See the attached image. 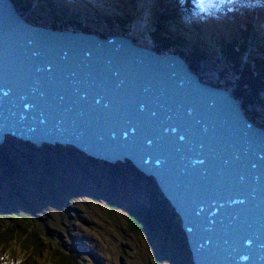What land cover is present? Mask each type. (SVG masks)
Masks as SVG:
<instances>
[{"label":"water","instance_id":"obj_1","mask_svg":"<svg viewBox=\"0 0 264 264\" xmlns=\"http://www.w3.org/2000/svg\"><path fill=\"white\" fill-rule=\"evenodd\" d=\"M25 15L0 0V144L11 136L57 146V155L72 147L113 168L132 164L177 213L192 264H264V139L243 125L239 105L199 84L192 72L206 81L201 69L187 80L171 58L98 37L102 23L112 25L106 19L90 20L87 35ZM217 172L224 177L213 184Z\"/></svg>","mask_w":264,"mask_h":264},{"label":"trees","instance_id":"obj_2","mask_svg":"<svg viewBox=\"0 0 264 264\" xmlns=\"http://www.w3.org/2000/svg\"><path fill=\"white\" fill-rule=\"evenodd\" d=\"M53 1L57 2L56 5L68 6L63 0ZM117 1L120 3L125 2L128 8H132L139 0ZM87 2L92 4L93 0H87ZM203 2L209 3L208 0ZM224 3L222 7L226 8L227 5H230L229 7L232 8L239 1L224 0ZM85 5L89 6L88 4ZM73 6L75 9L82 11L80 4L70 5L69 7ZM24 7L27 8V3ZM194 7L197 6L194 5ZM106 8L104 6L102 11H96L92 19H99L104 16L106 20L114 23V30L122 32L120 35L126 33L125 36H127L128 32L125 27L131 26L130 20H118L117 14L119 12H113L116 15L108 18V16H105L108 13ZM143 9L142 6L139 11L140 14ZM215 9L216 7L213 5L211 9L206 5H200L191 17L195 20L194 22L203 23L204 20L208 19L207 15L216 13ZM31 13L32 11L23 14H27L26 17H28ZM75 13V11L70 12L72 18L77 17ZM152 13H157L156 9L152 8ZM42 14L45 16L44 12ZM48 16H51V18L47 17L48 19H54L66 23V25L69 24L68 21H71L70 17L67 18V21L65 15L48 14ZM167 18L168 20L165 19L162 28L165 32L164 35L171 30L169 21L172 22V20L170 16H167ZM92 19L90 16L84 17L85 21ZM179 20L180 17H176L173 23L182 33H176L173 37L179 39L182 35L184 40L182 39L178 45L184 42L185 46H192L191 48L180 49L171 41L163 42V39L157 34L158 30L156 34L154 33L155 30H152L149 35L150 40L156 44L155 47L157 48H148L160 53L165 46L168 49L165 54L179 55L186 59L190 64V68L192 67L193 70L201 69L205 76H207L208 71H211L210 66L215 70L218 63L220 64L222 61V68L219 73H216L219 80L215 82L217 85L224 84L232 87L233 95L237 100L242 101V106L245 107L248 103L252 107L254 113L251 112L247 115L245 110L244 113L251 122L256 123V116L260 114L256 109H262L261 112L264 111V41L259 39V35L252 38V34H250L254 30L252 26L243 25L231 36L213 30L215 36L206 38L203 34L193 31V21H191L189 30L185 29L178 22ZM131 21L134 24L135 19ZM70 25L72 26V24ZM61 29L66 31V28ZM73 33L77 32L73 30ZM96 34L104 39L112 35V33L104 31L96 32ZM192 39L195 43L191 42ZM178 50L184 51L190 60L187 59L186 54ZM194 51L197 54L189 53ZM256 105H258V108H256ZM263 117L264 115L261 116L262 119ZM47 169L50 171L49 166ZM131 169H133L132 172L135 178H140L137 182L141 179L150 182L149 178L134 167ZM25 174L12 164L11 157L5 151V148L0 147V257H4L2 256L4 251L13 249V254L17 255L16 250H20L26 256L18 260L22 264H81L84 258L79 253L84 251L88 255H94L98 262L97 257L99 255L93 253V248L91 249L86 245L85 238L76 239L79 248L67 250L66 234L72 237V234L84 235L86 232H91V236L87 237L95 239L99 243L108 228L98 222L86 220V216L80 215L82 210L78 206H75L76 210L72 208L70 203L65 202L64 199L77 198L78 196L68 192L67 188L70 190L75 189L71 186L67 187L68 182L64 181L62 174H59V172H51L49 177L40 176V172L39 175H36L37 177L33 175L30 180L25 178ZM119 175L121 179H124V174ZM54 185L59 187V191L54 188ZM154 192H149L150 197H146L144 205H136L127 212L126 228L121 229L122 234L130 237L137 236L140 241H145L151 254V257L149 256L147 259L152 260L153 258L157 264H160L161 261H166L167 264H192L185 245L186 242L184 244L183 237L180 238V232L184 231L180 230L175 224L177 222L175 210L162 196L158 188L154 189ZM63 206L66 208L64 209ZM108 215L111 218L112 212L110 211ZM56 240L60 243L53 244ZM157 246L160 247L162 252L157 249ZM13 261H16V257H13ZM0 264L9 263L7 260L5 262V260L0 259Z\"/></svg>","mask_w":264,"mask_h":264},{"label":"rangeland","instance_id":"obj_3","mask_svg":"<svg viewBox=\"0 0 264 264\" xmlns=\"http://www.w3.org/2000/svg\"><path fill=\"white\" fill-rule=\"evenodd\" d=\"M112 4V7H108L110 11L123 13L120 2H112ZM145 5L146 3L144 0L137 1L135 3V11L133 12V15L120 14L118 16V20H130V23L134 18V27L130 29L127 26L125 29L128 32L127 36L131 38L142 37L140 38L142 39L140 41V45H146V47H153L154 49L157 48L155 47V43L151 40L149 42H145L155 25L154 18L151 17L146 10H148L151 14L152 12L148 8L143 9L141 14L139 13L142 6ZM56 6L62 8L67 13L70 12V9H75L74 6L71 8L61 5ZM104 6L103 2H101V4L97 3L89 6L85 5L90 13H92L91 15H93H89L91 19L94 17L95 12L102 11ZM166 9L167 8L163 5H157L156 7V11L163 22H165L164 12ZM31 10H33V15H36L35 12H38L36 9ZM241 12V15L236 14V12L232 14L233 16L238 17L237 24L234 22V19L228 15L221 17L215 16L217 20H213L211 24H215L220 28V30L218 29L215 32L221 31L222 34L226 33L229 34L228 36H231V34L237 31V29L242 28L243 25H247L252 26L254 29L253 33H250L252 34V38H256V35H259V39L264 41V4L262 3L261 6H258V4L254 2H250L247 5V8L241 9ZM75 24H78V22ZM161 31L165 34L162 29ZM203 35L206 38L215 36L213 30H209L208 32L205 31ZM132 40L137 42L135 41L136 39ZM167 51L168 49L165 48V46L161 49V53H165ZM181 52L184 53V51ZM189 53L197 54L195 51L193 53ZM186 56L187 59L190 60L187 54ZM187 64L188 68H190V64L188 62ZM222 65L223 63L221 61L220 64L218 63L215 70L210 66L209 68L211 71L207 72L205 82H208L209 79H213L215 81L219 80L214 79V77L216 78V73L220 72ZM240 102L242 105L241 100ZM256 106V108H258V105ZM242 109L246 111L247 115L251 112L254 113L252 107L248 103L245 107H242ZM258 117L261 119V115H258ZM0 147L5 148V151L11 157L12 164L18 167L22 172L26 173L24 175L25 178H31L30 172L37 173L40 170V176L49 177L51 172L54 171L62 174L64 181L68 182L67 187L71 186L75 190H70L69 188L64 187L67 188L69 193L78 196L77 198L64 199L65 202L70 203L74 209H76L75 206H78L82 210L80 215L86 216V220L98 222L102 226L108 228V230H106L103 234L102 241L99 243L97 240L87 237L91 236V232H86L84 234L85 236L72 234V237H70L66 234L67 250L79 248L76 239L85 238V243L89 248H93V251L96 252L99 250V256L102 258L101 261L103 264H157L153 258L152 260L147 259L149 256L151 257V254L145 241H140L137 236L130 237L122 234L121 229L126 228L125 219L128 218L126 215L127 212H129L131 208L136 205H144L146 197H150V191L155 193V183L152 179H149L150 182L145 181L146 183L142 182L139 184L140 181L137 182V180L140 178L137 177L136 179L133 174H130L129 169L132 164L117 163L113 168L99 160L94 162L85 154L75 152L76 150L72 147H60L59 149H63V151H61V155H57V146L43 145L40 148H36L27 142H23L22 140L15 139L11 136H8L5 142L0 144ZM48 166L51 172L47 169ZM119 174H124V179H121ZM54 188L59 191V187H57V185H54ZM63 208L65 209L66 207L63 206ZM110 211L112 212L111 218L108 215ZM176 225L179 226V222H176ZM182 237L184 240L183 243L185 244L186 240L184 232H180V238ZM58 243H60L58 240L53 242V244ZM157 249L162 252L159 246H157ZM12 250H6L2 255L6 258L9 264H17V261L21 257H26L22 252H20V250H16L17 255L13 254ZM79 254L84 258L83 261H81V264H98L96 263L97 259L94 255H88L84 251ZM13 257H16V261H13ZM19 264L22 263L19 262ZM160 264H167V262L161 261Z\"/></svg>","mask_w":264,"mask_h":264},{"label":"bare ground","instance_id":"obj_4","mask_svg":"<svg viewBox=\"0 0 264 264\" xmlns=\"http://www.w3.org/2000/svg\"><path fill=\"white\" fill-rule=\"evenodd\" d=\"M63 1H65V3H67V4H69L67 7H69L70 5H72V4H70V0H63ZM52 2H54V1H52ZM150 0H147V2H146V5H149L150 4ZM74 5V4H73ZM77 5V4H76ZM81 7V6H80ZM144 7V9H150L151 10V12H152V7H150V6H143ZM69 8H71V7H69ZM81 9H82V7H81ZM260 9V8H259ZM75 11V10H74ZM76 12V11H75ZM153 14V13H152ZM32 17H34V15H33V12L31 13V16L29 15L28 17H26V15L24 16V18L27 20V21H34L35 19H33ZM257 19V18H256ZM29 21V22H30ZM75 34H77V33H75ZM135 41H139V40H135ZM138 46H141L140 44L138 45ZM142 47H146V46H142ZM147 49H150V50H152V51H155V50H153L152 48H148V47H146ZM1 53V52H0ZM157 54H158V56L160 57V58H163V59H172L173 60V62H179L180 64H183L182 66H180L179 68H183L185 71H186V76H185V78L187 79V80H193V81H195L194 79H193V77H192V75L191 74H189L190 72H191V69H192V67H191V69L190 68H188V64H187V62L185 61V59H183L182 57H180L179 55H177V54H165V53H163V54H161V52L160 53H158L157 52ZM8 60H10V59H7V60H5V61H8ZM1 62L3 61V59H1L0 60ZM6 64H9V63H7V62H5V67L6 68H10V69H13L14 71H16V70H18V71H22V69L20 68V67H10V66H7ZM32 69H42V70H44L45 71V73L47 74V70H45V69H43L42 67L41 68H38V67H36V66H32L31 67ZM120 71L122 74L124 73V68H121V67H116V71ZM48 71H49V74L51 75L52 74V70L51 69H48ZM37 72H39V71H37ZM45 74V75H46ZM45 75H42V76H45ZM22 77L24 78V76H19V78H17V79H19V80H21L22 79ZM204 88H206V89H208V90H211L212 91V87H211V84L210 83H208V82H205V84H204ZM78 89H82V86H79L78 87ZM218 91V90H217ZM3 95H5V94H3ZM227 97H229L228 99L229 100H231L232 102H235L237 105H239V110H240V112H241V121H242V123H243V125H246L248 128H249V130L251 131V132H254V133H256V138H258V139H264V128H257L256 127V123L258 122V121H261V119L258 117V115L256 116V123H253V122H251L249 119H248V117L245 115V113H244V109H242V105H241V102L239 101V100H237L236 98H235V96L233 95V94H227L226 95ZM241 123V122H240ZM228 129L226 128L225 130H223L222 131V133L220 134V135H218V138H223L225 135H226V133L228 132L227 131ZM28 133V130H26L25 131V134H27ZM211 133V132H210ZM210 136H212V134L210 135ZM260 137V138H259ZM257 139V140H258ZM4 140V142H5V140H6V138H4L3 139ZM20 140V139H19ZM3 142V143H4ZM217 154V153H216ZM87 156V155H86ZM88 158H92V157H89V156H87ZM224 157H226V158H229V156L226 154V155H224ZM94 159V158H93ZM218 160H220V161H222L223 160V158H222V156H220V153H219V155H218ZM99 161H101V160H99ZM103 162V161H102ZM104 163V162H103ZM120 164V162H116L115 164ZM115 164H111V165H115ZM222 164H224V163H222ZM221 163H220V165H222ZM132 167H135L134 165H132ZM214 176V178H215V180H213V179H210V180H212V183L213 184H216V183H218L223 177H224V174L222 173V172H217L216 174H214L213 175ZM213 202H211V201H208V200H206V205H210V204H212ZM217 211H218V209L215 207V206H213V211L211 212V214H216L217 213ZM177 214V213H176ZM211 214H209V217H210V219L211 220H213L214 219V217H212V216H210ZM217 221V219L215 218V222ZM213 224V223H212ZM191 238V237H190ZM250 261V258H246V262L248 263Z\"/></svg>","mask_w":264,"mask_h":264},{"label":"snow or ice","instance_id":"obj_5","mask_svg":"<svg viewBox=\"0 0 264 264\" xmlns=\"http://www.w3.org/2000/svg\"><path fill=\"white\" fill-rule=\"evenodd\" d=\"M0 259L5 260V262H6V258L5 257H0ZM17 264H19V261H17Z\"/></svg>","mask_w":264,"mask_h":264}]
</instances>
